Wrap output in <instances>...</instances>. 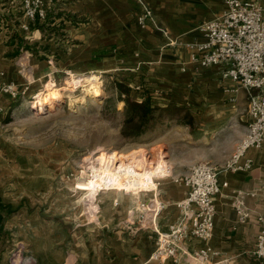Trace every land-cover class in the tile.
<instances>
[{
    "label": "crops",
    "instance_id": "1",
    "mask_svg": "<svg viewBox=\"0 0 264 264\" xmlns=\"http://www.w3.org/2000/svg\"><path fill=\"white\" fill-rule=\"evenodd\" d=\"M259 1L264 5V0ZM145 7L152 16L141 22ZM55 8L49 24L33 25L31 39H26L34 45L32 51L35 48L41 55L46 47L47 53L61 57L60 64L77 69L108 64L110 71L124 70L126 85L139 101L190 116L191 124H184L177 114L173 117L188 135L183 150L196 154L174 161L172 175L159 184L154 195L161 204L159 229L168 230L178 219L177 205L188 193L176 180L184 179L189 167L209 163L219 167L221 185L227 183L215 200L210 245L219 255L210 264H264L255 254L257 238L264 231V145L247 150L244 160L251 161L250 168L224 170L247 132L249 95L238 81L224 77L226 66L203 67L191 57L190 46L206 41L200 26L225 11V0H58ZM2 38L0 74L20 92L23 79L18 63L9 56L12 46ZM23 40L17 43L25 46ZM31 56L33 70L41 72L47 61ZM235 197L250 211L244 223L234 206ZM109 219V224L99 221L60 242L52 234L38 235L30 245L24 243L27 253L15 259L5 254L0 264H205L185 256L180 263L172 259L159 263L152 259L156 235L150 225L119 227L115 216ZM186 246L193 251L203 243L191 239Z\"/></svg>",
    "mask_w": 264,
    "mask_h": 264
},
{
    "label": "rangeland",
    "instance_id": "2",
    "mask_svg": "<svg viewBox=\"0 0 264 264\" xmlns=\"http://www.w3.org/2000/svg\"><path fill=\"white\" fill-rule=\"evenodd\" d=\"M3 9L0 35L12 46L9 56L23 79L16 98L3 96L0 113V197L15 210L5 222L10 233L3 255L15 259L38 235L52 234L60 242L99 221L111 223V216L119 227H152L160 182L172 175L174 161L196 154L183 150L188 135L173 119L179 112L161 108L155 129L125 136L124 100L129 94L138 100L126 85V72L110 71L108 64L77 69L60 64L61 57L46 47L41 55L32 51L26 34L9 38L12 11ZM22 39L25 46L17 43ZM31 53L47 61L44 71L33 70ZM53 88L62 89L63 98L37 108ZM182 115L183 123L191 124L189 114ZM176 183L188 189L185 179Z\"/></svg>",
    "mask_w": 264,
    "mask_h": 264
},
{
    "label": "built area",
    "instance_id": "3",
    "mask_svg": "<svg viewBox=\"0 0 264 264\" xmlns=\"http://www.w3.org/2000/svg\"><path fill=\"white\" fill-rule=\"evenodd\" d=\"M57 1L4 0L3 7L12 11L14 22L9 38L16 41L15 35L20 32L26 34V39H31L33 25L49 24ZM225 4L226 9L221 15L200 26L206 41L190 47L194 61L203 67L226 66L224 77L238 81L249 95L247 132L224 167V170L237 171L251 167V161L244 160L248 149L264 145V5L259 0H225ZM151 16L152 12L145 7L140 21ZM2 77L3 73L0 74V113L4 111L3 96L8 94L16 98L19 93L15 83H5ZM219 173V167L209 163L191 166L184 178L187 196L178 203L180 215L168 230L162 231L157 226L160 207L151 211L154 212L152 228L156 235L152 259L159 263L168 259L180 263L185 256L186 260L210 264L219 255L210 245L215 231V200L221 187L227 185H221ZM234 206L240 222H246L250 211L244 201L235 197ZM191 239L199 240L203 246L189 251L186 243ZM255 254L264 261V231L257 238Z\"/></svg>",
    "mask_w": 264,
    "mask_h": 264
},
{
    "label": "trees",
    "instance_id": "4",
    "mask_svg": "<svg viewBox=\"0 0 264 264\" xmlns=\"http://www.w3.org/2000/svg\"><path fill=\"white\" fill-rule=\"evenodd\" d=\"M124 101L126 120L123 134L125 136L133 137L155 129L153 128V121H155L157 113L161 111L159 106L154 105L149 100L139 102L130 94ZM14 212L15 210L10 205L5 204L0 197V261L6 249L5 244L10 233L5 227V222Z\"/></svg>",
    "mask_w": 264,
    "mask_h": 264
},
{
    "label": "bare ground",
    "instance_id": "5",
    "mask_svg": "<svg viewBox=\"0 0 264 264\" xmlns=\"http://www.w3.org/2000/svg\"><path fill=\"white\" fill-rule=\"evenodd\" d=\"M91 94L96 95L98 93L97 89L93 88L90 90ZM64 96V93L62 92V89H57V88H53L49 91V93H47L46 96L39 98V100L37 101V108H42L45 105H47L48 103H50V99H55V100H60L62 99ZM78 98H75V102L77 101ZM52 103V102H51Z\"/></svg>",
    "mask_w": 264,
    "mask_h": 264
}]
</instances>
